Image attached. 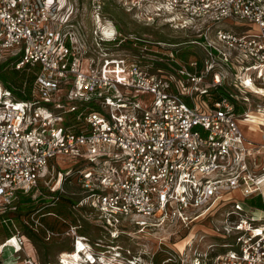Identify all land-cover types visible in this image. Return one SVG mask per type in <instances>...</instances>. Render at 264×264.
Listing matches in <instances>:
<instances>
[{"label": "built area", "instance_id": "1", "mask_svg": "<svg viewBox=\"0 0 264 264\" xmlns=\"http://www.w3.org/2000/svg\"><path fill=\"white\" fill-rule=\"evenodd\" d=\"M150 1L173 28L194 32L188 43L200 54L134 37L116 49L119 56L103 52L95 61L60 0H0V66L34 76L31 84L27 77L9 81L10 88L0 82V214L30 193L50 204L60 195L76 201L64 233L45 225L44 216L57 215L43 213L44 205L23 216L21 227L9 219L0 264L8 248V264H40L29 243L23 249V226L46 240L71 237L72 249L48 264H67L63 255L77 253L79 242V259L70 256V264H123L120 247L92 243L83 222L93 220L113 241L127 226L144 232L170 225L188 234L218 211L217 242L202 252L161 249L168 255L162 264H264V125L261 140L244 135L239 123L249 113H237L236 104L248 96L232 93L228 79L235 70L237 87L252 90L249 80L264 88V0ZM120 36L114 30L103 42L119 47ZM5 51L16 59H5ZM58 156L80 161L61 170ZM72 179L78 190L67 192ZM236 191L243 200L229 195ZM256 199L261 208L247 202ZM108 249L116 251L108 256Z\"/></svg>", "mask_w": 264, "mask_h": 264}, {"label": "rangeland", "instance_id": "2", "mask_svg": "<svg viewBox=\"0 0 264 264\" xmlns=\"http://www.w3.org/2000/svg\"><path fill=\"white\" fill-rule=\"evenodd\" d=\"M60 4L64 6V12L69 13L73 30L81 34L80 41L88 51L86 56L93 57L95 61L98 57V60L102 58L103 52H107L108 55L106 57L119 56L118 53H115L116 49L118 48V52H121V47L124 48V50L129 48V45L135 41L134 37L147 39L149 41L160 40L165 43L177 44V48H179L180 51L189 52L187 55L193 53L198 55L201 52L200 48L196 49L197 45L188 43L191 41L189 39L195 36L194 32L173 28L162 17L164 13L157 14L156 8L150 0H60ZM226 22L231 26H235V21L228 20ZM114 30L121 33L120 39H123L124 36L127 38L122 41L119 47L112 42H103V39L110 37ZM100 33H104L105 36ZM117 41L115 43H117ZM96 42L101 43L96 45ZM4 58L10 60L16 59L10 51L4 52ZM82 67L85 69L88 68L86 61H83ZM236 74L237 72L235 73V70L229 71L228 79L229 82H232V87L230 86V89L232 88V93L238 94L239 96H248V102L246 103L238 99L237 103L239 104H236V112L240 113L247 111L249 114L245 119H241L242 123L244 122L247 126L252 122L255 123L256 129L259 132V125L261 122H264V109H259V111H257V107H264V92H258L251 86V89L256 93L243 86L237 87L236 85L240 84L242 78L238 79L239 77H236ZM109 75L117 80L122 79L121 73L114 70H111ZM245 83L249 85L250 81H246ZM57 160L61 170L74 168L80 161L79 158L72 159L67 156H58ZM83 163L95 168L94 165L87 161ZM95 165L97 168L103 170L106 168L105 165L98 162H96ZM64 189L67 192H73L78 190V186L72 179L70 183H65ZM229 195H233L237 200H243V197L237 191ZM247 202L256 207L261 206H257L254 200H248ZM240 204H243V202H240ZM48 217L50 219L52 218L51 216ZM221 218L218 211L207 221L198 220L192 224V228L185 237H182L183 233H181L184 229H178V227L170 225H165L162 229H150L144 232H136L133 227L127 226L124 228V232L119 233V236L112 241L104 228L92 224V222H94L93 220H91L90 223L87 221L83 222V230L81 232L88 235L92 243L100 240L103 245L112 247L119 246V251L121 252L119 260H121L123 264H130L128 262L129 260L134 261L133 264H162L163 259L168 255L161 249L170 250L172 248L177 251L178 254L185 249H187L185 252L187 253L189 247H193L201 252L207 250V246L210 243L218 241L215 237L216 233L214 228L215 224H217L216 220ZM15 221H20L19 216ZM50 223L52 222H48L47 224ZM47 224L45 225L49 228ZM22 228L25 236L28 238V241L22 238L23 249L28 247L26 244L29 243V246L34 250L35 259L40 264L56 263L62 252H69L72 249L71 237L65 234L59 237L57 236V238L52 237L50 240H46L41 231L37 234L26 226ZM202 235L203 237L201 238ZM3 237V235H0V241ZM180 237H182V239H180ZM81 245L83 244L79 242L78 252H72L70 255L73 260L79 259V249L82 248ZM102 247L106 249L105 246ZM108 250L111 251L108 253V256H111V254L116 251L111 249ZM126 250H129L130 254H128ZM10 254V249H7L3 254V258L7 264L13 260ZM18 254L21 258L24 257L23 250H20ZM132 254H136V259L132 257ZM70 256L64 254L63 262L70 264ZM75 264L77 263L75 262ZM165 264H181V262H168Z\"/></svg>", "mask_w": 264, "mask_h": 264}, {"label": "trees", "instance_id": "3", "mask_svg": "<svg viewBox=\"0 0 264 264\" xmlns=\"http://www.w3.org/2000/svg\"><path fill=\"white\" fill-rule=\"evenodd\" d=\"M184 53L188 54L189 52H184ZM4 66L5 64L0 66V82L3 84V86L10 88L8 84L9 81L13 82L14 84L17 83L20 84L22 79H24L25 77H27L28 84H31L34 77L33 74L25 73V72L19 73L14 68H9V67H7V69H3ZM20 98L23 99L27 97H20ZM52 201H53L52 198L50 197L47 198L45 197V195L42 194H38L35 197H33V194L31 195L30 193L28 196L21 197L16 203L17 205L15 210H11L0 214V221H1L0 235L4 236L5 234H9V231L7 229L8 225H10V222L8 221L9 219H12L15 225L21 227L22 222L20 217L25 216L26 214L34 211L35 209L43 205H44V208L42 210L43 213L52 212L55 215H57V217H52L51 219L48 216H44L42 219L43 222L45 224H47L48 222H52L50 224H47L49 228L56 229L60 233H64L67 230L69 224L74 222V217H72L70 208L76 203V201L66 195H60L58 199L55 201V203L50 204ZM254 203L257 206L261 205L259 208H261L263 204L261 203V200H257V199L254 200ZM18 216L20 221H15L17 220ZM59 218L65 219L66 222H62ZM4 219L8 221L6 224H4L3 222ZM187 232L188 230L184 229V231L181 232L183 233L182 237L183 236L185 237L187 235ZM182 237H180V239H182Z\"/></svg>", "mask_w": 264, "mask_h": 264}, {"label": "crops", "instance_id": "4", "mask_svg": "<svg viewBox=\"0 0 264 264\" xmlns=\"http://www.w3.org/2000/svg\"><path fill=\"white\" fill-rule=\"evenodd\" d=\"M240 126L242 127V130L244 132V135L246 137H248L249 139L255 140V141H259L262 139V129L263 127H261V125H264V122L260 123V131L258 132V130L256 129L255 123H250L249 126H247V124H245L244 122L242 123V121H240Z\"/></svg>", "mask_w": 264, "mask_h": 264}, {"label": "bare ground", "instance_id": "5", "mask_svg": "<svg viewBox=\"0 0 264 264\" xmlns=\"http://www.w3.org/2000/svg\"><path fill=\"white\" fill-rule=\"evenodd\" d=\"M247 81H249V80H247ZM252 88H254V89H256L258 92H264V89L263 88H259V89H257L256 87H254L251 83L249 84ZM258 113V112H257ZM82 243V242H81ZM83 244V243H82ZM9 245H7V247H8ZM8 249H11V248H8ZM12 250V249H11ZM106 264H108V263H106Z\"/></svg>", "mask_w": 264, "mask_h": 264}]
</instances>
